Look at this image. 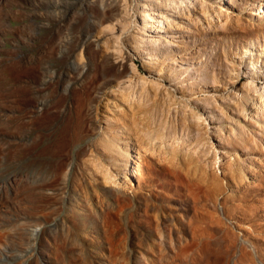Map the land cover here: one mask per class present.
<instances>
[{"label":"rangeland","instance_id":"obj_1","mask_svg":"<svg viewBox=\"0 0 264 264\" xmlns=\"http://www.w3.org/2000/svg\"><path fill=\"white\" fill-rule=\"evenodd\" d=\"M64 1L0 0V264H264V116L253 92L227 99L248 76L264 81V4L171 9L145 60L130 37L137 5L124 0L130 46L113 64L100 46L112 32L92 14L104 4ZM131 68L191 109L137 102L138 80L128 98L112 95ZM209 113L207 126L193 117ZM149 133L165 142L147 145ZM130 157L132 186L106 187Z\"/></svg>","mask_w":264,"mask_h":264},{"label":"bare ground","instance_id":"obj_2","mask_svg":"<svg viewBox=\"0 0 264 264\" xmlns=\"http://www.w3.org/2000/svg\"><path fill=\"white\" fill-rule=\"evenodd\" d=\"M54 1H56V0H54ZM100 1L104 5H102V7H100L99 9L97 8L94 11V13H92V14H93L94 18L97 20L99 32H103L105 28H108L109 31L112 32V34L108 38H106V40L101 42L100 46L103 48V50H105V52H107V56L109 57V59H111V62L113 64H119L121 62V59H122L121 46L122 45L125 47L130 46V43L127 41V38L124 36L125 35L124 32H125L126 26L131 25L130 24L131 22L127 21V23L125 24L126 19L124 17L125 13H124L123 8H126V6L125 7L123 6L124 0L123 1L122 0H100ZM134 1L137 5L136 17H138L137 20L140 21V24L139 25L136 24L137 21L134 23L135 18L132 17L133 18V20H132L133 33L131 34L130 37H131V40L135 41V43L134 42L133 43L136 44V46L133 48V52H136L134 54H136L138 56L139 55L142 56L145 60L150 59L149 53H147L149 51V49L147 50V48L152 47L156 41L158 42L157 44L159 45L161 40L159 41L158 40L159 37L157 38L156 36L159 35L160 32L165 31L164 30V27H165L164 24L168 25V23L173 22V20L171 22L169 21L168 17H172L173 15L168 16V13H169L168 11H170L171 9H174V10H179V11L181 10V12L186 11V13H187V12H189V8H191V10H193L195 5H198V4L203 5L204 8H208V7L212 6V3L207 2L206 0H151L152 1L151 3L150 2L148 3L147 2L148 0H134ZM125 2H126V0H125ZM73 3H75V2H73ZM73 3H72V5H73ZM262 4H264L263 0H258L257 6H255V9H257V10L261 9L262 10L263 9ZM56 5H57V3H53L54 10L57 7ZM85 6H86V3H83L82 1H78L74 4V6H72V10L75 8H80V9L85 8ZM223 7H224V5L219 7L218 10L220 12H222L221 13L222 18H224L226 20V19H228L229 12L227 10L228 8L223 9ZM196 9H197V7H196ZM253 9H254V7H253ZM72 10H67V13L69 14V12H72ZM126 10H127V8H126ZM213 10L215 11V9H213ZM216 10H217V8H216ZM179 11H177V12H179ZM127 16H129V12H128ZM176 18H180V16L179 17L176 16L174 19H176ZM216 19H218V18H216ZM213 20L215 21V19H213ZM104 21H107L108 25H103L102 27H100L101 23ZM214 21H213V24L215 23ZM180 24H181L180 21L176 22L175 26L180 27L181 26ZM206 24L208 25L209 23L207 22ZM83 36H85V34ZM96 39L98 40V36H96ZM129 49L131 50L132 47H129ZM172 63L173 62H171L170 64H172ZM131 65H133V64H131ZM250 66H251L250 70L255 71L252 63L250 64ZM130 74H131L130 76L125 77L124 79L122 78V80H120L117 83V87L114 91H112V95L118 94L117 92H124L123 94H125L126 98H128L127 93L134 87L133 83L136 80H138L137 82L142 83V85H144L145 88H143L141 90V92L136 97L133 96L134 98H136L138 100V101L136 100L137 102H142V100L143 99L145 100V98L148 99L147 100L148 102L150 101L151 98H153L154 100L157 99L159 101V98H161V95H162L164 99L167 98L172 103H176V104L178 103L179 106L182 105L184 108H186V111H187V109H191L190 108L191 102L189 103L190 98L187 99L186 96L182 95L181 93L180 94L178 93L180 98L175 97L174 93H170L167 88H163V84H162L163 80L162 79L160 80V78H159L157 80L156 79L144 80V79H142L141 76L137 75L138 73L135 72V68H131ZM166 78H168V76ZM171 78H172V80H174V76ZM256 80L254 79L253 75L248 76V78L242 82L240 89L232 90L231 93H228L227 99L229 100V99H235L236 98V101H239L238 102L239 104L244 105L246 103V101H248L251 98L249 95V92H253L254 94H256L258 96L257 97L258 101H255V102L251 101L252 106H253L252 113H253V115H257L261 118L264 116V81L262 83V86L256 87V84H255ZM147 88L152 89V90L147 91L146 90ZM162 90H163V94L159 93V91L161 92ZM155 102H157V101H155ZM144 104H145V102H144ZM209 115L210 116H208V119H207V117L201 118V117L197 116V114L194 115L193 117L197 118L198 120L203 119L202 122H203L204 126H207V125H210L209 123L212 119L211 113H209ZM149 127L150 126H146V128H149ZM144 130H146V129L144 128ZM151 133H153V131ZM144 135L147 137L149 136L148 142L146 143L147 145H150L153 143L163 144L165 142V137L163 135L159 136V133L157 134L156 137H154L153 134H150V133L147 135L146 134H144ZM239 136L240 135H237V134H234L233 136H231L230 139H231L232 143L238 144L239 142H241L242 138H241V136L240 137ZM216 140H217V138H216ZM223 140H225V139H223ZM170 145H172V144H170ZM210 146L213 147L212 144H210ZM214 147H216V146H214ZM215 151H216V149H215ZM130 152L133 154H138V152L132 148H131ZM154 152L155 151L153 150V148H150V146H147L144 148V154L148 158L149 157L151 158V154ZM218 153H220V152H218ZM216 157H217V155H216ZM216 157H215V159L220 163V161H222V158L220 159V156L217 158ZM221 157H224V153H222ZM129 170H130V173H126V174L123 173L122 176L120 174H113V173L106 174L107 175L106 180H105L106 187L114 188L117 191H127V189L130 188V187L128 188L127 186H132L131 179L134 178L135 176L139 175L138 162L133 157H130Z\"/></svg>","mask_w":264,"mask_h":264}]
</instances>
